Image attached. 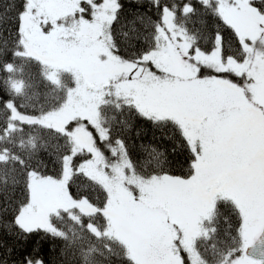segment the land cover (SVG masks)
I'll use <instances>...</instances> for the list:
<instances>
[{
  "label": "snow or ice",
  "instance_id": "6c2138e0",
  "mask_svg": "<svg viewBox=\"0 0 264 264\" xmlns=\"http://www.w3.org/2000/svg\"><path fill=\"white\" fill-rule=\"evenodd\" d=\"M82 4H87L91 17L84 29L104 49L99 53L106 57L101 71L118 62L120 72L112 78L125 77L122 84L125 103L120 110L127 109L131 115L132 123L126 126L127 130L131 131L135 124L152 129L172 128L171 135L165 139L172 144L171 153L182 167L142 178L138 188L142 198H148L154 191L193 195L214 174L239 185H257L256 195L238 192L232 196L235 224L230 227L240 247L234 250L229 261L230 264H251L246 257L247 248L264 245V54L257 55L254 47L255 43L264 42V0H179L178 3L170 0H20L6 11L15 12L9 19L13 20L19 44L27 47L31 31L26 28V20L37 26L43 24L41 35L48 36L45 29L63 17L71 16L81 23L77 18L85 15ZM48 6L59 10L51 19L44 11ZM3 15L0 14V19ZM197 15L199 24L208 29L204 36L206 47L200 46L197 32L189 31L184 23H177L178 17L190 19ZM117 24L129 26L135 34L133 47L136 42L146 46L133 52L131 60L117 55L120 48L112 35V28ZM121 35L126 37L128 32L122 31ZM226 37L235 41V54L232 43L226 47ZM17 55L18 51L13 52V56ZM0 69L9 74L12 91L21 94L23 82L16 86L15 67L5 62ZM128 75L132 77L130 80ZM42 76L48 79L46 73L42 72ZM50 115L42 113L27 119L33 125L44 127L41 121ZM83 119L89 120L96 129L95 134L89 132L90 144H80L74 138L72 121L63 128L49 126V131L66 141L68 150L58 159L49 154L48 163L56 169L55 174L31 167L26 172L28 203L21 204L13 221L5 225L8 235L15 227L25 245L30 246L22 254L23 264H52L42 237L51 235L53 230L43 223L30 226L25 222L40 211L32 195L34 185H58L67 199L75 203L71 185L82 178L99 183L104 191L103 206H93L95 212L110 220L109 207L119 206L123 184L118 176H106L104 169L108 165L97 148L98 142L104 144L111 140L112 129L87 116ZM84 129L87 131L88 125ZM115 144L127 153L123 138L118 136ZM110 151L118 154L115 145ZM85 155L87 159L80 158ZM160 155L156 152L155 158ZM18 162L24 167L22 160ZM37 163L44 168L48 166L42 160ZM88 169L94 170L95 175ZM7 251L11 253L12 248L8 247ZM169 252L178 256V264H194L188 247L163 248L161 256L153 260L137 259L129 248L127 259L133 264H172L166 259ZM33 253H36L35 259Z\"/></svg>",
  "mask_w": 264,
  "mask_h": 264
},
{
  "label": "trees",
  "instance_id": "16d2710c",
  "mask_svg": "<svg viewBox=\"0 0 264 264\" xmlns=\"http://www.w3.org/2000/svg\"><path fill=\"white\" fill-rule=\"evenodd\" d=\"M170 2L178 3L179 0ZM19 3L20 0H0V14H4L0 19V65L5 62L13 65L16 69V86H19L20 81L23 82L22 93L16 94L8 83L9 74L0 69V264H23L22 254L26 249L30 250V246L25 245L23 236L15 227L11 235L7 234L5 227L7 222L13 221L19 206L24 204L28 197V168L43 171L45 174H55L56 169L48 163L49 154L58 159L68 150L66 141L49 131V126L41 127L17 120L10 115L6 106L5 97L11 100L19 111L29 115L50 113L62 105L72 85V76L68 71L48 66L22 53L19 38L13 30V20L9 19L15 16V12L6 11ZM198 20V15L190 19L178 17L177 23H184L189 31L197 32L200 36V46L206 47L204 36L207 35L208 29L201 26ZM137 27L139 28V25ZM122 31H127L128 36L121 35ZM112 35L120 48L117 55L122 54L125 60L133 59V52H139L142 47H146L138 42L135 47L132 46V37L135 34L127 25H115ZM229 43L233 44L232 51L235 54V41L226 37V47ZM108 47H111L110 41ZM16 51L19 55L13 56ZM42 72L47 74L48 79L42 76ZM50 73L53 76H50ZM114 102H102L98 109L101 124L112 129L110 141L106 140L104 144L98 142L103 152H106L107 146L114 144L119 136L125 141L126 157L130 162L131 171L137 176L150 177L153 173L173 172L182 167L171 153L172 144L165 139L171 135L172 128L152 129L135 124L131 131H128L126 126L132 123L131 115L127 109L120 110L125 101L118 99ZM92 132L95 134V130ZM156 152L161 153L158 159L155 158ZM80 158L87 159V156ZM20 160L24 162V167L18 162ZM38 160L47 163V168L38 164ZM71 190L74 198L87 197L94 206H103L105 194L99 183L80 178L72 182ZM213 201L208 216L203 219L202 231L194 239L193 246L197 254L194 264H230L229 257L240 247V241L235 238L230 227L235 224L234 201L223 195L216 196ZM5 209L7 211H4ZM48 220L47 228L53 231L42 239L46 241V251L52 259V264H133V261L127 259V246L117 237L106 233L108 221L104 215L95 211L82 212L75 207L58 208L49 213ZM8 247L12 248L11 253L7 251ZM32 255L35 259L36 253Z\"/></svg>",
  "mask_w": 264,
  "mask_h": 264
},
{
  "label": "rangeland",
  "instance_id": "374dc122",
  "mask_svg": "<svg viewBox=\"0 0 264 264\" xmlns=\"http://www.w3.org/2000/svg\"><path fill=\"white\" fill-rule=\"evenodd\" d=\"M80 7L85 12L83 18H77L81 19V23L78 24L71 16L63 17L45 29L48 36L41 35L43 24L37 26L26 20V28L30 29L31 35L27 47L22 46L21 51L43 64L71 74L72 85L64 102L57 110L50 112L48 119L41 122L50 127L63 128L64 124L72 121L74 138L80 144L87 145L91 142L89 132L93 133L96 129L83 117L87 116L91 121L101 123L98 116L100 104L124 100L122 84L125 77L121 75L120 80L112 78L115 73L120 72L121 66L118 62L108 65V70L101 71L105 67L103 62L106 57L99 53L104 49L94 43V37L84 29L91 17L87 5L82 4ZM44 11L51 19L59 10L48 6ZM254 47L257 55L264 54V42H257ZM131 78V75H128L127 79ZM6 106L10 115L17 120L29 122L28 117L36 116L19 111L11 100H6ZM85 125H88L87 131L84 129ZM114 145L117 147L116 155L110 151V147ZM97 148L108 165L104 169L106 176H118L123 184L119 194V206H110L108 209L110 220H107L106 233L121 240L140 260L158 259L162 249L170 246L173 249L188 247L195 262L197 254L193 246L194 239L201 233L203 219L208 216L215 197L223 195L232 200V196L238 192L251 195L259 193V187L255 184L239 185L224 181L214 174L196 194L176 196L167 191H154L148 198H142L138 188L141 179L146 177L137 176L131 171L126 154L120 147L115 143L109 145L107 153L101 150L99 143ZM88 170L95 175L94 170ZM32 195L40 211L25 220L30 226L43 223L48 227L49 213L58 208L75 207L86 213L95 211L94 205L89 200L82 199L83 197H75V203L69 201L58 185H34ZM28 199L29 192L24 204L28 203ZM166 259L172 261V264H178L179 258L169 252ZM247 259L251 264H261L259 260L255 261L249 257Z\"/></svg>",
  "mask_w": 264,
  "mask_h": 264
},
{
  "label": "water",
  "instance_id": "95a60500",
  "mask_svg": "<svg viewBox=\"0 0 264 264\" xmlns=\"http://www.w3.org/2000/svg\"><path fill=\"white\" fill-rule=\"evenodd\" d=\"M246 256L252 259L264 262V245L257 244L254 247H248Z\"/></svg>",
  "mask_w": 264,
  "mask_h": 264
}]
</instances>
